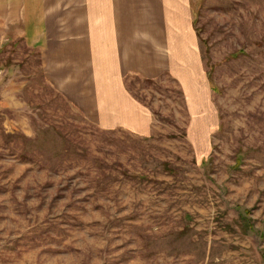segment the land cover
<instances>
[{"label": "rangeland", "instance_id": "rangeland-1", "mask_svg": "<svg viewBox=\"0 0 264 264\" xmlns=\"http://www.w3.org/2000/svg\"><path fill=\"white\" fill-rule=\"evenodd\" d=\"M190 4L198 34L125 73L145 133L0 53V264H264V0Z\"/></svg>", "mask_w": 264, "mask_h": 264}, {"label": "crops", "instance_id": "crops-1", "mask_svg": "<svg viewBox=\"0 0 264 264\" xmlns=\"http://www.w3.org/2000/svg\"><path fill=\"white\" fill-rule=\"evenodd\" d=\"M194 28L190 0H0V53L25 44L75 108L139 133L149 124L135 114L125 73L159 72V47L146 41L190 39Z\"/></svg>", "mask_w": 264, "mask_h": 264}, {"label": "trees", "instance_id": "trees-1", "mask_svg": "<svg viewBox=\"0 0 264 264\" xmlns=\"http://www.w3.org/2000/svg\"><path fill=\"white\" fill-rule=\"evenodd\" d=\"M194 26H195V23H194ZM196 29V28H195ZM196 31H197V29H196ZM197 34H198V31H197Z\"/></svg>", "mask_w": 264, "mask_h": 264}]
</instances>
